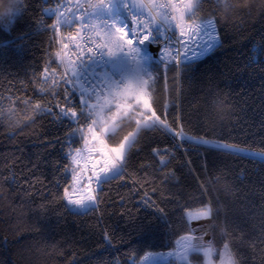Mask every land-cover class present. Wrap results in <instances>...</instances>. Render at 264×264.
I'll return each instance as SVG.
<instances>
[{"label":"trees","instance_id":"1","mask_svg":"<svg viewBox=\"0 0 264 264\" xmlns=\"http://www.w3.org/2000/svg\"><path fill=\"white\" fill-rule=\"evenodd\" d=\"M53 1L23 0L25 11L10 30L0 25V264H138L148 252H165V260L177 257L168 253L176 252L179 238L208 233L212 264H219L215 254L224 244L239 264H264V240L258 238L264 230V161L205 150L190 141L177 147L162 130L143 134L128 168L134 178L147 172L150 183L140 188L111 182L99 210L89 214L62 207L65 202L58 197L64 180L53 164L63 161L64 149L59 143L48 147V141L63 140L67 125L50 116L28 120L34 110L22 102L39 98L43 80L37 84L34 76L45 59L54 62L46 27L53 18L41 15ZM230 2L231 9L225 0H201L197 15L217 21L222 46L196 62L190 78L175 86L178 92H171L169 72V98L175 96L189 134L259 151L264 148V0ZM133 130L128 124L119 136ZM153 148L169 150L166 166ZM202 183L210 189L204 195ZM145 192L165 209L166 220L143 203ZM203 203L213 204L218 218L187 221L185 214H194ZM208 259L204 253L189 257L191 264Z\"/></svg>","mask_w":264,"mask_h":264},{"label":"snow or ice","instance_id":"2","mask_svg":"<svg viewBox=\"0 0 264 264\" xmlns=\"http://www.w3.org/2000/svg\"><path fill=\"white\" fill-rule=\"evenodd\" d=\"M57 4L41 13L53 18L46 27L55 48L48 55L54 62L45 59L34 76L37 84L43 80V86L37 89L39 98L22 102L34 110L28 120L36 122L37 116H50L54 122L67 125L63 140L57 136L48 141V147L59 143L64 149L63 161L53 164L64 180L58 197L65 202L62 207L89 214L99 210L104 189L111 182H131L140 188L150 183L147 172L134 178L128 168L143 134L155 131L170 135L177 147L183 148L190 141L224 155L264 160V148L255 151L247 144L189 134L187 121L177 111L175 96L169 98V72L171 92H178L175 86L183 78H190L196 62L222 46L217 21L197 15L201 0H57ZM225 6L233 7L230 0H225ZM121 7L128 11V21L121 19ZM5 8L0 25L9 31L25 11L23 0H6ZM109 64L114 72L98 71ZM160 84L162 91H157ZM128 124H134V130L121 138L119 131ZM152 151L160 165L166 166L169 150ZM166 175L172 177L171 173ZM56 184L60 185V180ZM225 188L231 191L227 185ZM208 192L210 189L202 183L200 194ZM144 196L143 203L166 220L165 209L147 192ZM218 215L213 204L203 203L194 214L186 213L185 219L214 222ZM261 227L264 229V224ZM194 238L181 237L176 241L177 251L168 255L188 264L189 253L202 247L191 244ZM258 238L264 240V230ZM251 243L254 245L255 239ZM203 251L209 258L207 264H212L211 247L203 246ZM162 255L148 252L140 264ZM215 256L219 264H239L228 244Z\"/></svg>","mask_w":264,"mask_h":264},{"label":"rangeland","instance_id":"3","mask_svg":"<svg viewBox=\"0 0 264 264\" xmlns=\"http://www.w3.org/2000/svg\"><path fill=\"white\" fill-rule=\"evenodd\" d=\"M124 15H125V16H124ZM124 15L120 14L121 19H124V20L128 21V20H127V19H129L128 15H126V14H124ZM100 71H107V72H109V73L114 72V70L112 69V67H111L110 64H109L104 70H100ZM128 71L130 72L131 69H128ZM115 74H116L117 76L119 75L118 72H116ZM70 208H71V210H73V211H79V210H77V209L72 208L71 206H70ZM206 235H207V234H206ZM187 236H188V235H187ZM203 236H204V235H203ZM183 237H184V236H183ZM201 237H202V236H201ZM195 238H200V237H195ZM179 239H180V238H179ZM179 239H178V240H179ZM210 241H211V237L209 236V237H208V240H207V244H206L205 246H210ZM175 249H176V251H177L176 243H175V247H174L173 250H175ZM166 252H167V251H166ZM202 252H204V251H203V247L201 248V251H199V252H196V251H192V252H190L189 255H188V264H191L190 261H189V257H190V255H191L192 253H202ZM162 253L165 254V252H162ZM170 260H179L180 262H182V261H181L179 258H177V257L170 258ZM160 261H162L161 256H158L156 259L148 261L147 264H157V263L160 262ZM182 263H184V262H182Z\"/></svg>","mask_w":264,"mask_h":264},{"label":"bare ground","instance_id":"4","mask_svg":"<svg viewBox=\"0 0 264 264\" xmlns=\"http://www.w3.org/2000/svg\"><path fill=\"white\" fill-rule=\"evenodd\" d=\"M208 237H209V235L207 234V235H204V236H202V237H200V238H194L192 241H191V244L192 245H200V246H205L206 244H207V240H208ZM181 239V238H180ZM179 239V240H180ZM201 247V248H202Z\"/></svg>","mask_w":264,"mask_h":264},{"label":"clouds","instance_id":"5","mask_svg":"<svg viewBox=\"0 0 264 264\" xmlns=\"http://www.w3.org/2000/svg\"><path fill=\"white\" fill-rule=\"evenodd\" d=\"M5 4H6V0H0V16L6 14Z\"/></svg>","mask_w":264,"mask_h":264},{"label":"water","instance_id":"6","mask_svg":"<svg viewBox=\"0 0 264 264\" xmlns=\"http://www.w3.org/2000/svg\"><path fill=\"white\" fill-rule=\"evenodd\" d=\"M257 159H259V158H257ZM262 161H264V160H262ZM208 235L211 237V241H210V244H211L212 243V233H208ZM202 253H204V252H202ZM169 260H170V258L169 259L162 260V261L158 262L157 264H163V263L168 262Z\"/></svg>","mask_w":264,"mask_h":264},{"label":"built area","instance_id":"7","mask_svg":"<svg viewBox=\"0 0 264 264\" xmlns=\"http://www.w3.org/2000/svg\"><path fill=\"white\" fill-rule=\"evenodd\" d=\"M61 2H62V0H61ZM56 6H58V4H57V0H54L53 1V3L50 5V6H48V7H52V8H54V7H56ZM122 10V9H121ZM123 12H124V10H122Z\"/></svg>","mask_w":264,"mask_h":264},{"label":"crops","instance_id":"8","mask_svg":"<svg viewBox=\"0 0 264 264\" xmlns=\"http://www.w3.org/2000/svg\"><path fill=\"white\" fill-rule=\"evenodd\" d=\"M105 68H103L102 70H104ZM101 70V69H100ZM99 71V70H98Z\"/></svg>","mask_w":264,"mask_h":264}]
</instances>
